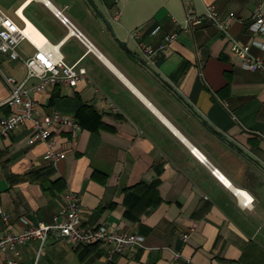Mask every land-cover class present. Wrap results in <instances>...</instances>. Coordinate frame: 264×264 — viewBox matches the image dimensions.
I'll use <instances>...</instances> for the list:
<instances>
[{
  "label": "crops",
  "instance_id": "1",
  "mask_svg": "<svg viewBox=\"0 0 264 264\" xmlns=\"http://www.w3.org/2000/svg\"><path fill=\"white\" fill-rule=\"evenodd\" d=\"M258 1L0 0L5 14L20 25L23 17L53 44L67 33L59 19L65 17L82 40L67 36L59 51L69 64L79 59L87 73L74 86L29 90L36 116L58 111L80 122L74 135L68 127L49 128L61 154L54 163L44 158L43 141L27 143L28 121L0 138V208L9 215L1 232L22 230V216L52 223L72 190L83 228L144 236L110 264H264V78L229 51L231 38L261 39L249 28ZM207 6L227 20L226 33L207 21L183 28L187 12L202 14ZM140 43L154 50L151 61ZM16 50L22 58L34 52L27 41ZM251 52L264 56L257 47ZM0 71L25 76L23 63L5 55ZM7 96L0 77V117L15 110L4 103ZM237 189L252 198L250 206ZM39 246L35 239L21 246L18 264L105 261L103 245L82 259L81 246L55 232L41 252ZM5 256L0 251V264Z\"/></svg>",
  "mask_w": 264,
  "mask_h": 264
},
{
  "label": "built area",
  "instance_id": "2",
  "mask_svg": "<svg viewBox=\"0 0 264 264\" xmlns=\"http://www.w3.org/2000/svg\"><path fill=\"white\" fill-rule=\"evenodd\" d=\"M55 15L59 16V12H55ZM233 16V12L228 14L229 18ZM20 19L22 21L21 25L0 9V55H5L10 60H20L25 67V76L21 80H17L14 76L0 71V77L8 88V96L4 103L15 108L14 112L0 117V138L8 136L18 126L28 121L30 123V132L27 143L32 144L36 141H43L46 145L44 158L54 163L61 157V154L55 149L49 128L52 126L68 127L74 135L81 128L80 122L76 118L58 111L41 117L36 116L34 113L36 104L30 97L29 90L31 88L37 90L45 89L55 84L74 86L80 78L86 76L85 67L78 65L79 59L69 64L63 59L59 51L60 43L67 36L73 35L81 40L82 36L78 31L70 27L65 17L59 16L61 23L67 27V33L61 41L53 44L35 26L28 23L26 19L23 17H20ZM203 21H207L223 33L227 32V20L222 18L212 6H207L202 14L187 12L183 28L191 29ZM29 28L32 30L34 37L29 36L27 32ZM249 28L253 35H257L261 39L258 40L254 37L247 43H241L231 38L229 51L239 59L242 68L259 72L264 78V56L251 52L252 47H257L264 51V0L258 1L254 9L253 21L250 23ZM173 37L174 34L166 35L164 42L159 45V48L164 47ZM24 41L29 42L33 46L34 52L22 58L16 48ZM140 49L144 57L151 61V56L154 52L152 47L147 43H140ZM31 78L36 79V83L32 87L27 85V81ZM190 150L200 161H205V158L195 148ZM210 171L222 181L216 168H210ZM62 198L63 206L59 213L54 216L52 223L38 222L33 224L28 218L22 216L20 220L25 226L22 230L15 232H1V224L7 222L9 215L0 208V251L6 254V264H18L17 255L19 248L31 240L35 239L40 242L39 252L43 242L52 232L57 233L72 244L100 243L106 250L103 264H110L115 255H120L127 249L139 247L143 244L144 236L139 233L119 232L104 225L89 229L83 228L80 223L78 195L72 190H67ZM251 201L252 198L246 195L242 198L244 206H250ZM188 236V233H183L181 235L182 240L186 241ZM173 257L175 259L181 258L180 252L174 251ZM183 264H188V260L186 259Z\"/></svg>",
  "mask_w": 264,
  "mask_h": 264
},
{
  "label": "trees",
  "instance_id": "3",
  "mask_svg": "<svg viewBox=\"0 0 264 264\" xmlns=\"http://www.w3.org/2000/svg\"><path fill=\"white\" fill-rule=\"evenodd\" d=\"M100 243H91V244H87V245H81V244H77L79 246H81V250L78 252L80 255V258L83 259V256L86 252H91V251H95Z\"/></svg>",
  "mask_w": 264,
  "mask_h": 264
},
{
  "label": "bare ground",
  "instance_id": "4",
  "mask_svg": "<svg viewBox=\"0 0 264 264\" xmlns=\"http://www.w3.org/2000/svg\"><path fill=\"white\" fill-rule=\"evenodd\" d=\"M29 23V22H28ZM28 34H29V36H31V37H34V34L32 33V30L29 28L28 29ZM219 176L221 177V179H222V181L226 184V185H228V186H230V183L226 180V179H224V177H223V175L219 172ZM236 191V193L239 195V196H244V195H246V196H248L249 197V195L248 194H246V192H244V191H242V190H239V189H237V190H235Z\"/></svg>",
  "mask_w": 264,
  "mask_h": 264
},
{
  "label": "water",
  "instance_id": "5",
  "mask_svg": "<svg viewBox=\"0 0 264 264\" xmlns=\"http://www.w3.org/2000/svg\"><path fill=\"white\" fill-rule=\"evenodd\" d=\"M105 23L107 24V26H108L109 29L111 30V34H112V36L114 37V39L119 43V45H120L122 48H124V46H125V41H123V40H119V39L117 38V36H116V34H115L113 28H112L111 25L108 23V21H105Z\"/></svg>",
  "mask_w": 264,
  "mask_h": 264
},
{
  "label": "rangeland",
  "instance_id": "6",
  "mask_svg": "<svg viewBox=\"0 0 264 264\" xmlns=\"http://www.w3.org/2000/svg\"><path fill=\"white\" fill-rule=\"evenodd\" d=\"M39 252H41V251H39Z\"/></svg>",
  "mask_w": 264,
  "mask_h": 264
}]
</instances>
